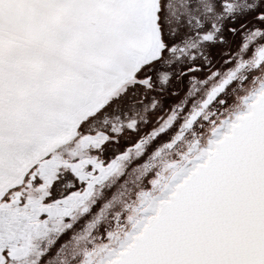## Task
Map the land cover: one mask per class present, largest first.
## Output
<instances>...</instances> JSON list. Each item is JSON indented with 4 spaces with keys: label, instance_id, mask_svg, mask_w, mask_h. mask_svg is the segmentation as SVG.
<instances>
[{
    "label": "snow or ice",
    "instance_id": "1",
    "mask_svg": "<svg viewBox=\"0 0 264 264\" xmlns=\"http://www.w3.org/2000/svg\"><path fill=\"white\" fill-rule=\"evenodd\" d=\"M0 264H264V0H0Z\"/></svg>",
    "mask_w": 264,
    "mask_h": 264
}]
</instances>
